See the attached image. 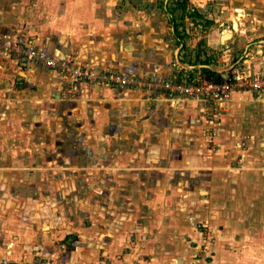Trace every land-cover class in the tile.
<instances>
[{"label": "rangeland", "instance_id": "374dc122", "mask_svg": "<svg viewBox=\"0 0 264 264\" xmlns=\"http://www.w3.org/2000/svg\"><path fill=\"white\" fill-rule=\"evenodd\" d=\"M192 1L197 6L207 2L203 9L207 18L196 16L192 20L195 14L191 0H0V199L14 197L19 203L25 195L17 192L29 189V193H44L72 221H83L88 227H98L103 235L111 234L104 246L114 252L120 264H264V190L257 201L253 195L256 181L245 162L232 164L224 176L216 177L212 163L205 160L211 161L216 153L217 126L206 130L208 146L200 152L206 163L199 169L187 170L198 164L187 163L181 154L173 155L171 164L144 161L147 146H141L139 139L152 133L139 131L137 125L150 105L145 107L139 96L154 98L164 95L161 91L73 82L67 73H57L29 58L30 49L50 60L66 59L82 68L114 71L143 81L175 76L182 66L176 64L177 59L191 66L200 63L195 54H208L206 48L197 50L196 46L194 56L187 55V49L182 51L168 33L171 51L169 42L163 41L164 47L153 52L162 51L163 64L173 70L170 76L127 74L112 66L103 67L93 57L84 58L92 50L83 48L89 49L99 41L90 34V22L104 17L118 24L121 20L117 34L102 42L110 49L106 52L128 53L126 61L132 65H140L143 55L153 57L152 51L134 45L145 37L141 32H149L160 23L170 29L172 16L183 42H192L190 48L197 44L201 29L218 26L227 17L229 22L219 29L233 30L230 18L241 20L252 30L262 31L260 40H264V0ZM186 23L193 24L188 25L190 36L185 31ZM125 30L130 36L121 41L129 50L123 45L119 50L118 36ZM226 42L234 47V38ZM4 44L11 45L12 50ZM225 46L215 53L209 51L216 65L224 57ZM13 47L21 51H13ZM261 50L264 55V48ZM242 53L235 52L230 63ZM254 56L260 59L261 55L255 50L243 60L252 61L244 65L252 74H256L253 66L258 62ZM29 71L41 73L47 81L50 75L61 78L60 93L34 88L29 84ZM193 72H199V68ZM83 85L94 94L81 103ZM41 90L46 88L42 86ZM44 94H50V100L42 104ZM31 102L35 103L30 106ZM211 116L214 121L218 119ZM218 120L221 122V118ZM170 167L176 170L175 175L166 177ZM259 181L264 187V180ZM10 188L17 191L11 194ZM0 264L27 263L0 258ZM37 264L48 263L42 258Z\"/></svg>", "mask_w": 264, "mask_h": 264}, {"label": "crops", "instance_id": "0c3cea01", "mask_svg": "<svg viewBox=\"0 0 264 264\" xmlns=\"http://www.w3.org/2000/svg\"><path fill=\"white\" fill-rule=\"evenodd\" d=\"M191 3H193V12L195 11V16L191 17L192 20L196 19V16L198 18H207L203 11L207 2L205 4L199 2L201 8L192 0ZM241 16L245 17L244 14ZM228 18H223L218 26H212L205 31L201 29L202 35L199 36L197 44H193L191 48L192 42L179 44L182 51L187 49V52H184L189 56H194L196 46L197 50L199 48L207 49V55L202 51V55L195 54V60L199 59L200 63L191 66L199 68V71L202 70L201 67L207 66L217 74L223 75L227 70L233 68L236 63H238V68L246 65L247 62L251 64L252 61L243 62L244 56L247 52L251 53L256 50L257 55L260 54L261 56L260 59L254 56L258 62L254 63L253 73H264V55L261 54V49L264 48V40H260L263 32L261 31L260 33V31L252 30L254 28L245 26L241 20L238 21V30H234V20L232 18H230V21L233 30L228 31L226 28L219 29L229 22ZM111 19L104 17L102 19L91 20L90 26L92 27L90 34L95 35L96 40L99 41L92 44L93 46L89 49L87 47L83 48L84 50H92L89 52V56H84V58L93 57L96 59V64L98 63L103 67L112 66L120 72L127 74L144 75L146 73L158 78L172 74L173 70H170L162 62V58H165L162 51L156 53L153 50L161 46L164 47L162 42L165 41L164 44L169 42V50L168 48L167 50L171 51L170 45L172 41L167 39L166 35L171 33V39L175 38L178 41L175 36L174 26L167 29L160 23L158 27L149 30V32H141V35L145 37L143 36L144 38L141 39L139 44L134 45L137 49L145 48L148 50L147 52L152 51L153 57L149 59L143 55L141 58L142 62H140L141 60L139 61L140 65H132L126 61L129 59L128 53L115 54L113 50L112 55L108 54L107 52L110 49L106 48L105 44L102 43L106 39L109 41L112 35L117 34V26L121 23V20H119L118 24L117 21L115 22ZM188 25L193 24L186 23L185 31L190 36L191 33ZM127 30L121 32L118 36L119 50H122L123 46H127L123 45L121 41L123 38L130 36L129 33H126ZM235 32L238 33V38L236 39ZM232 38H234V47H229L226 41H231ZM229 44L231 46V42ZM223 46L227 50L224 52L223 59L217 60L218 65H216L209 51L215 53L216 51L223 50ZM126 50H129L128 46ZM238 50L243 51L242 55L237 56L235 63H230L234 58V53ZM96 51H99L100 54L94 55ZM168 54L169 58H166L169 60L171 53L168 52ZM205 61L208 62V65L203 64ZM49 77V81H47L41 73L29 71V84H34V88L44 93L48 91H52L53 95L56 92L60 93L59 89L62 79L56 75H50ZM53 82H57V84L54 85ZM42 86L46 90H41ZM89 89L90 87L87 85L80 87L79 101L81 103L87 101L90 95L93 96V90L91 92ZM104 93L107 95L110 94V91ZM49 95L44 94V99L41 100L42 104L49 102ZM133 95L139 96L138 94ZM146 95L139 96L140 100H144L143 104L145 107L148 104L151 107L149 106L148 110H146L147 108L144 109V114L141 116L142 120L138 121L139 124L137 125L139 131L152 133L148 138L144 139L142 137L139 139L143 143L141 146H147L144 161L147 160V162L154 163L168 162L171 164L174 162L172 156L181 154L183 158L187 159V163L198 164V167L186 168L187 170L199 169L207 161L210 164L212 163L210 167L216 171V177L218 175L224 176L222 174L231 169L232 164L245 162L250 167V177L256 181L253 195L259 201L258 196L264 190V187L259 185V180H264V93L234 92L217 113V117L218 119L221 118V122L218 119L216 121L213 120L216 118H213L212 114H209V109L202 102L173 101L160 94L154 98H149L150 96L148 95L149 97L147 98ZM34 103L31 102L29 105L32 106ZM212 125L217 126L216 129L218 130L214 136V151L216 153L211 157V161L210 159L204 161L203 156H200V152L207 149L206 130L214 127ZM162 133L166 134L163 138ZM208 137H211V133H209ZM188 157H191V160ZM183 162H185V159ZM175 171L170 167L165 172V176L172 177L175 175ZM147 174L148 172H145V175ZM157 174L158 172L155 175ZM13 190L10 188L11 194ZM14 191L16 192L17 189ZM17 193L25 195L22 202L18 203V199L14 197L9 201H5L3 198L0 199V258L16 262L24 261L27 264H37L42 258L48 264L121 263L118 260L119 258L113 254L114 252L108 249L107 246H104L105 242L110 241L111 238L109 239V237H112L111 234L107 233L106 236L95 225L88 227L83 221L79 223L76 220L72 221L65 215V210L61 206L53 202L52 198L42 192L31 191L29 193V189H27L26 192ZM1 195H4L3 192ZM256 206L258 207V205ZM65 243H68V245L66 246Z\"/></svg>", "mask_w": 264, "mask_h": 264}, {"label": "built area", "instance_id": "2783aa9c", "mask_svg": "<svg viewBox=\"0 0 264 264\" xmlns=\"http://www.w3.org/2000/svg\"><path fill=\"white\" fill-rule=\"evenodd\" d=\"M9 46L12 50L11 45ZM13 51L20 52V48L13 47ZM29 58L43 62L50 70L57 73L68 74L73 82H89L107 86L132 88L135 86L147 87L161 91L162 94L174 101L195 100L205 104L209 112L216 116L231 95L237 91L251 93H264V74H252L247 68L235 67L228 70L220 77L209 78L204 72H193L192 69L181 66L177 59L176 64L181 66V71L175 76L163 80L149 78L139 80L135 76L122 75L114 71L96 72L89 68H82L66 59L50 60L44 53H37L29 49ZM251 56L247 52L246 57Z\"/></svg>", "mask_w": 264, "mask_h": 264}, {"label": "trees", "instance_id": "16d2710c", "mask_svg": "<svg viewBox=\"0 0 264 264\" xmlns=\"http://www.w3.org/2000/svg\"><path fill=\"white\" fill-rule=\"evenodd\" d=\"M180 8L182 9V11L184 12L185 11V7H184V4H181ZM195 14V11L193 12ZM184 14V13H183ZM171 21L173 23V26L175 28V36L177 37L178 39V43L181 44V43H184L183 42V36L181 33H179V27L178 25L176 24V21H175V18L174 16H172L171 18ZM185 46L183 47V50H184ZM203 64L205 65H208V62H203ZM192 65H196V64H192ZM202 72H204L209 78H215V77H220V74H217L216 72L210 70V69H207V68H202L201 70Z\"/></svg>", "mask_w": 264, "mask_h": 264}, {"label": "water", "instance_id": "95a60500", "mask_svg": "<svg viewBox=\"0 0 264 264\" xmlns=\"http://www.w3.org/2000/svg\"><path fill=\"white\" fill-rule=\"evenodd\" d=\"M238 24L236 23V22H234L233 23V28H234V30H238ZM237 28V29H236ZM183 67H186V68H189V69H192V70H194L196 67H193V66H187V65H184V64H182V63H180ZM201 68H207V69H209L207 66H204V67H201ZM211 70V69H210ZM228 71V70H227Z\"/></svg>", "mask_w": 264, "mask_h": 264}, {"label": "bare ground", "instance_id": "6f19581e", "mask_svg": "<svg viewBox=\"0 0 264 264\" xmlns=\"http://www.w3.org/2000/svg\"><path fill=\"white\" fill-rule=\"evenodd\" d=\"M237 17V16H236ZM239 20V19H238ZM234 22H236L238 24V21L237 20H234ZM238 27V26H237ZM237 29V28H236Z\"/></svg>", "mask_w": 264, "mask_h": 264}]
</instances>
